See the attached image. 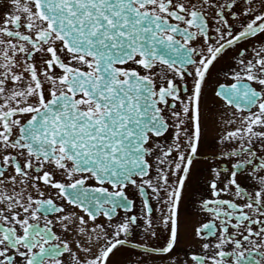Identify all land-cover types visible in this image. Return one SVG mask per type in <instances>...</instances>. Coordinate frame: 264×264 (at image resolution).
I'll return each instance as SVG.
<instances>
[{
  "label": "snow or ice",
  "instance_id": "1",
  "mask_svg": "<svg viewBox=\"0 0 264 264\" xmlns=\"http://www.w3.org/2000/svg\"><path fill=\"white\" fill-rule=\"evenodd\" d=\"M0 264H264V0H0Z\"/></svg>",
  "mask_w": 264,
  "mask_h": 264
},
{
  "label": "flooded vegetation",
  "instance_id": "2",
  "mask_svg": "<svg viewBox=\"0 0 264 264\" xmlns=\"http://www.w3.org/2000/svg\"><path fill=\"white\" fill-rule=\"evenodd\" d=\"M215 72V69L213 70ZM211 88H212V82L210 80L209 82V86L206 89L207 93L209 96H211ZM195 222V218H193V223ZM189 240H190V235H183L180 242L177 245V248L182 250L180 251V254L183 255V251H186L188 248V244H189Z\"/></svg>",
  "mask_w": 264,
  "mask_h": 264
}]
</instances>
